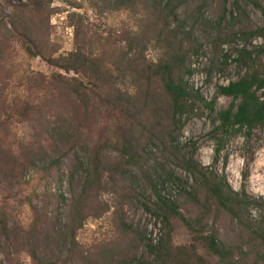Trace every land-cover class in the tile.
Masks as SVG:
<instances>
[{
  "label": "rangeland",
  "instance_id": "374dc122",
  "mask_svg": "<svg viewBox=\"0 0 264 264\" xmlns=\"http://www.w3.org/2000/svg\"><path fill=\"white\" fill-rule=\"evenodd\" d=\"M243 6L244 15L233 13L225 26L229 37L218 47L196 32L201 47L188 61L190 110L175 118L179 130L168 126L163 109L154 113L151 106L140 121L134 118L138 107L133 100L124 97L129 100L124 111L113 107L119 91L133 90L127 42L132 15L101 13L86 0H50L44 12L27 16L34 30L31 54L0 19V264H152L145 244L164 240L167 229L146 207L153 210L159 194L194 219L199 209L184 191L200 200L206 197L200 181L181 166L189 159L203 172L223 178L232 191L264 200V128L227 136L216 132L217 114L232 105L217 88L251 69L264 73V37L258 34L264 16L251 1ZM81 55L90 61L93 75L66 72L45 61L68 64ZM158 58L152 47L145 51L148 63ZM160 100L149 103L164 108L166 101ZM160 112L163 119H158ZM65 136L74 143L63 148ZM128 144L136 152L133 159L126 153ZM96 152L105 172L84 196L81 173L72 172L79 163L89 168ZM51 159H59L58 167L49 164ZM170 174L179 181L170 183ZM75 219L82 227L70 253L62 234ZM247 219L255 226L264 224V208L251 206ZM205 224L221 244L247 256L236 257V264H264L254 255L258 241L225 212L213 210ZM170 228L174 247L190 245L181 220L172 218ZM197 253L219 264L203 247Z\"/></svg>",
  "mask_w": 264,
  "mask_h": 264
},
{
  "label": "trees",
  "instance_id": "16d2710c",
  "mask_svg": "<svg viewBox=\"0 0 264 264\" xmlns=\"http://www.w3.org/2000/svg\"><path fill=\"white\" fill-rule=\"evenodd\" d=\"M49 1L19 0L18 3H12L11 0H0L1 21L6 20L14 35L23 39L27 45L26 51L30 54L35 42L32 38L33 24L28 21L27 16L44 12ZM248 1L260 9L264 16V8L261 6L264 0H86L92 8L99 9L101 13L132 15L133 24L127 42L128 53L133 55V59L128 64L129 73H133V90L130 94L128 92L121 94L122 92L119 91L112 99L113 107L122 110L124 102L133 100L138 107L134 118L138 116L140 121H144L151 106L154 113L163 109L168 126L179 130L175 118L190 110L191 91L186 79L191 76L192 71L188 61L201 47L196 32H203L214 48L225 43L226 38L229 37L225 26L231 19L233 20V13L244 15L243 3ZM213 5L216 8L214 16L210 17L208 12ZM258 34L264 37V29ZM150 47L159 53L158 62L155 64H150L145 59V51ZM36 56L41 55L36 54ZM45 61L48 65L66 72L81 71L94 74L90 61L84 55L76 57L74 62L68 64H60L53 58ZM153 90L157 92L156 96L151 93ZM217 93L232 100L228 110L217 114L219 126L216 132L220 136L240 132L242 129L252 132L257 128H264V73L251 69L238 80L218 87ZM124 97L129 100H125ZM154 98L157 101L161 99L160 102L165 99V107L160 108L155 103L151 105ZM161 115V112L158 113V119ZM171 133L172 130H169L167 135L170 136ZM68 142L74 143V138L65 136L63 148ZM125 150L130 159L136 156L132 145L128 144ZM90 157L89 168L79 163L72 172V176L81 173V193L84 196L89 187L99 182L105 172L98 152L91 154ZM49 164L58 167L59 159H51ZM181 166L200 181L206 197L200 200L197 194L184 191V195L199 209V216L194 219L183 216L175 202L164 199L159 194L156 196L154 209L146 207V210L156 218L162 219L167 229L164 240H159L155 244L152 242L145 244L148 253L154 257L152 264H210L208 260L199 256L198 246L203 247L208 256L215 257L219 264H236L238 262L234 260L236 257L246 260L247 256H241L242 251L239 248L221 244L213 227L208 229L205 220L213 210L216 213L225 212L232 221L247 232L249 238L258 241L259 252H255L254 255L260 258L256 262L264 263V224L255 226L247 219L248 208L251 206L264 208V200L257 201L243 191L239 193L232 191L223 178H218L211 172H203L192 159ZM167 180L170 183L179 181L173 174H170ZM147 182L151 184L152 181L147 178ZM157 182L160 181L157 179ZM60 198L63 202L62 195ZM172 218L184 223L191 236L189 246L179 248L173 246L170 228ZM81 227L82 222L75 219L68 223L62 234V240L66 239L70 253L75 244V235ZM36 258V253L33 251L32 259L37 261Z\"/></svg>",
  "mask_w": 264,
  "mask_h": 264
}]
</instances>
